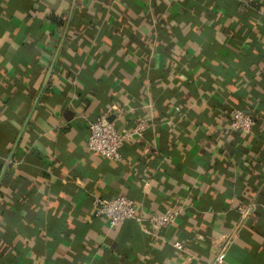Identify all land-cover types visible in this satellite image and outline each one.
I'll list each match as a JSON object with an SVG mask.
<instances>
[{
  "label": "crops",
  "instance_id": "0c3cea01",
  "mask_svg": "<svg viewBox=\"0 0 264 264\" xmlns=\"http://www.w3.org/2000/svg\"><path fill=\"white\" fill-rule=\"evenodd\" d=\"M102 115L151 127L113 161L86 146ZM19 133L0 264H208L238 224L224 264H264V0H0V163ZM118 195L141 216L182 212L152 235L92 216Z\"/></svg>",
  "mask_w": 264,
  "mask_h": 264
},
{
  "label": "built area",
  "instance_id": "2783aa9c",
  "mask_svg": "<svg viewBox=\"0 0 264 264\" xmlns=\"http://www.w3.org/2000/svg\"><path fill=\"white\" fill-rule=\"evenodd\" d=\"M176 110L179 107L175 106ZM228 125L230 129L242 133H250L255 126V120L251 114L241 108L230 107L228 110ZM169 124H174L172 119H168ZM151 127V121L147 117L139 115L135 118L132 126L126 130H118L114 123L104 115L97 117L88 125V136L86 146L89 150L97 152L104 158L118 161L120 160V147L133 139L143 137L145 131ZM257 202H251L242 210V215L246 216L255 211ZM182 208L173 206L160 213H150L141 216L138 212V205L125 195H118L113 198H95L93 202L92 216L105 218L110 227H116L126 220H133L137 223L147 221L149 226H142V231L148 234H156L163 227L174 223L180 216ZM240 224L231 231L220 235L215 243L212 257L208 264H224L229 248L238 234ZM172 246L182 251L183 244L179 240H171ZM194 256H186L189 264Z\"/></svg>",
  "mask_w": 264,
  "mask_h": 264
},
{
  "label": "water",
  "instance_id": "95a60500",
  "mask_svg": "<svg viewBox=\"0 0 264 264\" xmlns=\"http://www.w3.org/2000/svg\"><path fill=\"white\" fill-rule=\"evenodd\" d=\"M73 1H75V0H73ZM52 64L50 65L49 70L47 71V74L45 76V79H44V82H43V87L45 86V84H46V82L48 80V77H49V74H50V71H51V68H52ZM38 97H39V95L36 97L35 101L38 100ZM27 120H28V118L26 119V122H27ZM108 120H110V119L108 118ZM20 135H21V133H19V135H18V137H17V139H16V141H15V143H14L11 151L9 152V155H8L7 159L5 160V162L2 165V168L0 170V182H1V180H2V178L4 176V173H5L7 167L9 165V163H10L11 158L13 157V154H14V151H15V148H16V145H17V142H18V140L20 138Z\"/></svg>",
  "mask_w": 264,
  "mask_h": 264
},
{
  "label": "trees",
  "instance_id": "16d2710c",
  "mask_svg": "<svg viewBox=\"0 0 264 264\" xmlns=\"http://www.w3.org/2000/svg\"><path fill=\"white\" fill-rule=\"evenodd\" d=\"M243 110L249 112L248 110H246V109H244V108H243ZM249 113H250V112H249ZM2 165H3V163H0V170H1V168H2ZM5 173H6V172H5ZM5 173H4V176H5ZM4 176H3V177H4ZM2 179H3V178H2ZM0 188H1V187H0ZM0 197H2L1 189H0ZM3 211H4L3 208L0 207V214H1Z\"/></svg>",
  "mask_w": 264,
  "mask_h": 264
}]
</instances>
